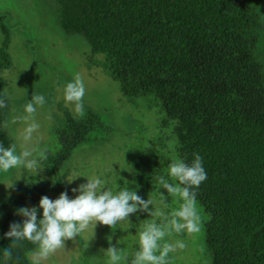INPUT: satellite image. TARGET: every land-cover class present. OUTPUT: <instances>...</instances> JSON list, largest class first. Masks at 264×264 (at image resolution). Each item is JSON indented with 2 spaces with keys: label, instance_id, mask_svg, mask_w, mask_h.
Returning a JSON list of instances; mask_svg holds the SVG:
<instances>
[{
  "label": "trees",
  "instance_id": "trees-1",
  "mask_svg": "<svg viewBox=\"0 0 264 264\" xmlns=\"http://www.w3.org/2000/svg\"><path fill=\"white\" fill-rule=\"evenodd\" d=\"M54 1L61 28L105 56L122 94L145 98L162 125L173 124L177 157L189 164L194 154L203 158L207 179L196 199L206 214L211 264H264V0ZM6 18L0 13V98L2 71L11 63ZM7 107L0 108L5 147L12 145L3 130ZM103 126L89 110L85 119L69 118L57 128L59 151L51 159L61 192L56 169ZM152 165L147 174L168 179L165 163ZM150 185L157 199L169 202L171 195L156 179ZM18 191L17 198L0 204V264H31L26 254L37 248L20 241L4 261V248L12 247L5 233L24 219L17 209L38 208L48 186L32 182ZM136 192L144 197L145 191ZM42 214L38 209V219Z\"/></svg>",
  "mask_w": 264,
  "mask_h": 264
},
{
  "label": "rangeland",
  "instance_id": "rangeland-1",
  "mask_svg": "<svg viewBox=\"0 0 264 264\" xmlns=\"http://www.w3.org/2000/svg\"><path fill=\"white\" fill-rule=\"evenodd\" d=\"M0 13L7 14L5 24L10 29L8 53L11 60L9 67L2 71L3 93H7L8 101L3 130L11 144L17 146V153L22 146L47 148V159L40 160L35 170L17 167L8 172L0 171V204L17 198L19 185L39 181L47 182V197L59 198L62 192L56 186L55 161L51 159L59 151L56 130L65 126L69 118L85 119L91 110L104 126L92 131L88 141L78 145L56 169L69 198L79 195L72 189L87 183L85 176L95 175L104 181V191L108 188L116 193L124 187L145 191L141 198L153 200V205H149L152 210L155 207L167 215L178 207L177 198L171 196L167 203L152 194L149 188L155 179L146 173L153 169L152 163H165L167 172L172 159L177 158L178 142L173 124L162 125L161 115L156 108H148L145 98L122 94L119 82L107 68L105 56L93 52L82 37L69 35L61 28L54 0H0ZM2 40L0 28V45ZM75 73L81 74L86 88L83 117L75 114L74 105L66 103L63 96V86L73 79ZM34 92L43 94L46 103L37 106L34 119L40 127L33 133L32 140L25 142L22 133L27 124L23 120L15 123L13 120L27 115L24 106ZM49 115L51 119H48ZM167 178L172 182L169 176ZM197 205L202 215L201 232L191 235L174 233L165 238L173 243L183 240L187 245L169 254L170 264H211L204 240L206 214L198 202ZM128 218L132 221L120 222L115 230L99 222L95 226L93 221L80 236L65 241L64 248L58 249L41 264H107L108 258L103 250L110 246L109 237L111 245L127 258L120 264H130L139 250L138 232L152 220L159 223L160 218L151 217L144 211L130 214ZM201 247L203 251H200ZM35 250L26 254L30 263V253Z\"/></svg>",
  "mask_w": 264,
  "mask_h": 264
},
{
  "label": "clouds",
  "instance_id": "clouds-1",
  "mask_svg": "<svg viewBox=\"0 0 264 264\" xmlns=\"http://www.w3.org/2000/svg\"><path fill=\"white\" fill-rule=\"evenodd\" d=\"M85 93L86 88L80 73H75L73 79L63 86L64 100L74 105V112L80 117L84 116ZM6 98L5 92L0 98V108L7 107ZM45 103V96L34 92L30 102L24 106L27 115L14 118V123L16 120H23L27 124L22 133L25 142L31 141L33 133L39 129L40 125L35 121L34 115L37 106H43ZM48 119H51V115ZM44 159H47V148L30 149L22 146L21 151L17 153L15 144L9 147L0 144V171L8 172L17 167L35 170L39 161ZM167 174L172 182L163 175L155 177L157 183L166 189L169 195L179 200V206L167 215L155 207L154 210L150 209L149 205H153L151 198L145 201L136 191L127 187L116 193L108 188L104 191V181L95 175L85 176L87 183L72 189L74 193L79 192L74 199H70L65 191L55 200L47 196L42 197L38 208L17 209L16 215L24 219L22 223H11L10 230L5 233V236L11 239L12 247L4 248V261L12 258V248L17 246L18 242L27 240L37 246L36 250L30 253L31 264H41L58 249L64 248L65 241L75 240L80 236L93 221L95 226L99 222L115 230L116 225L128 219L130 214L144 211L151 217H159L160 222L152 220L142 226L138 232L139 250L135 252L130 264H170L169 254L177 249L182 250L187 245L183 240L173 243L165 238L174 233L191 235L202 230V215L197 205L196 189L207 179V173L203 167V158L194 154L190 164L178 157L172 159ZM38 209L43 210L42 218L39 219ZM109 242V248L103 250L108 258L107 264H120L121 260L127 259L121 255L120 249L111 245V237ZM200 251H203L202 247Z\"/></svg>",
  "mask_w": 264,
  "mask_h": 264
}]
</instances>
